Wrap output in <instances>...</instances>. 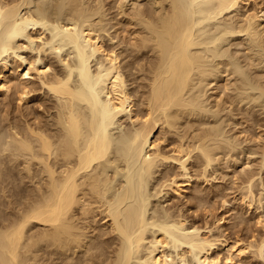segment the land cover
I'll return each instance as SVG.
<instances>
[{
	"label": "bare ground",
	"instance_id": "bare-ground-1",
	"mask_svg": "<svg viewBox=\"0 0 264 264\" xmlns=\"http://www.w3.org/2000/svg\"><path fill=\"white\" fill-rule=\"evenodd\" d=\"M43 1L0 0V60L17 54L0 62V93L13 92L19 111L40 91L33 98L42 109L23 123L16 111L6 132L0 130V264H234L249 252L264 259L263 237L224 242L222 262L206 227L188 226L169 207L159 214L150 202L162 194L183 197L194 153L201 176L213 162L216 138L182 133L179 121L205 112L203 85L211 59L221 58L224 35L243 34L264 52V6L258 0H132L128 15L116 0L118 18L139 28L132 32L138 44H131L137 60L128 70L133 77L143 71L146 84L133 96L121 53L106 50L100 37L105 0H52L60 17H48ZM248 4L254 9L244 17L224 18ZM170 138L165 151L161 144ZM155 173L151 193L147 183ZM251 181L244 188L248 199ZM5 194L12 200L6 196L7 205Z\"/></svg>",
	"mask_w": 264,
	"mask_h": 264
},
{
	"label": "rangeland",
	"instance_id": "rangeland-1",
	"mask_svg": "<svg viewBox=\"0 0 264 264\" xmlns=\"http://www.w3.org/2000/svg\"><path fill=\"white\" fill-rule=\"evenodd\" d=\"M115 1L105 0L104 7L106 8L104 10L106 11V17L104 25L105 23L106 25L104 31L100 33V37L106 50L113 49V51L121 53L119 60L121 59L120 65L124 76H126V88L133 95L135 87L137 86L136 88H138L140 82L141 85L142 82L146 84L143 80V76L145 75L143 71H141L140 75L139 71L135 72V77H133V75L129 74L128 70L133 65L132 63H135L137 60L135 51L138 49L132 46L137 45L138 42L134 39L135 36H133L132 32L135 31L134 28H136V31H139V28L134 26L129 27V20L126 17L122 20L119 17L121 21L119 20ZM131 1L122 0V4L125 5L128 15L132 14L131 12L133 11L131 9ZM141 2L142 8H145L147 2ZM256 2L257 5L259 4V7L261 5L260 8H263L264 0ZM43 3L46 4V8H44L46 12L48 11L46 14L48 17L61 16L62 13L56 8L57 6L52 0H44ZM248 9H254L253 5L240 6L236 12L226 14L224 18L232 17L234 19L236 16L239 18L244 17V14L249 11ZM117 22L119 23L117 24ZM125 29L128 31L126 32ZM111 37H113L112 40H110ZM223 39L224 42L220 50L221 58L219 56L220 60L217 58L211 59L213 71L203 85L205 114L203 113L204 115L202 114L196 118L198 122L191 117H184L179 121L182 133L183 131L188 132L187 134L205 131L216 138L219 148L213 150L211 153L213 162L207 167L206 176H201L198 173L203 170V167L201 168L202 170L197 168L199 167L197 164L199 163L198 156L200 155L194 153L192 156H196L188 161V168H190L192 179L190 185L185 188L183 197H172V194L169 193L170 195L166 194L163 196L162 194L158 197H153L150 201L159 214L160 210L169 207L168 209L171 212L182 215L186 219L188 226L195 224L199 228L205 229L206 227L205 232L210 231L207 233L209 237L217 240L215 243L218 248H216L213 254L218 253L221 256L222 262L228 255L221 246L224 242L232 244L237 239L250 241L264 237V52L258 51L259 49L255 47L254 43L252 44L243 34H227L223 36ZM132 43L134 44L131 45ZM144 52L142 51V53ZM134 54L136 57L133 56ZM8 55L10 56H4L5 59L3 60H6V57H8L7 59L13 61L17 56V54L14 55L13 53L14 57L11 52ZM142 56L143 58H147L150 54ZM214 59L217 60L216 62L219 61V64H215ZM3 60H0V62L2 63ZM144 60L143 62L146 63L147 59ZM255 63L258 65H255ZM143 70H146V67ZM10 93H6L7 95L0 93V114H2L0 117H3H1L2 120L0 119L2 121H0V124L3 123L4 126V128L2 124L0 126L1 133L2 129L6 132L7 121H13L15 114L18 115V120L23 119L20 120L21 123L28 117V113L31 114L32 112L33 114L31 115L34 117L37 114H42V109L37 107L38 100L33 98L40 95V91L31 93L30 96L33 97L29 101V108L24 105L19 111L16 109V95H13V92ZM140 97L138 99H136V96L133 97L136 105L139 104ZM217 104H222V108ZM136 105L135 108H139L140 105ZM25 107L28 109L26 110ZM21 110L23 115H26L25 118L24 116L22 118L19 117ZM16 111L17 113H15ZM193 119L194 121H192ZM120 122L123 123L122 126L127 124L125 119ZM117 124L114 127H117ZM115 131L119 132V130ZM173 139L161 144L162 147H165V151H169L172 148ZM171 167L170 170L172 172L176 171L173 166ZM158 177L159 173H155L153 177L149 178V183L147 184L151 193L155 191L154 188H156L158 183ZM248 178L252 180L253 194L249 199L246 198V190L244 189L246 181L249 180ZM4 196L2 202L6 200V204L4 202V205H7L12 200L8 197V194ZM6 196L10 199V202H7ZM157 213L155 212L153 215V211H150L148 216L155 218ZM157 217H159L158 214ZM149 233L147 234L148 238L151 236V231ZM233 263L264 264V259H257L254 254L249 252L239 257V259L234 257Z\"/></svg>",
	"mask_w": 264,
	"mask_h": 264
}]
</instances>
